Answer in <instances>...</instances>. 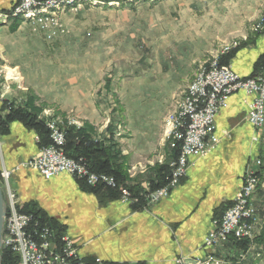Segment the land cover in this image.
<instances>
[{"label": "rangeland", "instance_id": "obj_1", "mask_svg": "<svg viewBox=\"0 0 264 264\" xmlns=\"http://www.w3.org/2000/svg\"><path fill=\"white\" fill-rule=\"evenodd\" d=\"M17 3L18 0H14L9 9L0 12L8 14ZM137 4L140 7L137 8ZM130 6L136 8L131 9ZM263 18L264 0H81L71 5L49 8L27 18L9 15L0 21V27L10 25L5 36H2L0 52V117L4 118L15 110L29 113L43 123L50 139L49 144L41 146L36 131L25 125L35 133L37 152L18 162L13 169L0 168V185L6 206L3 230L12 202L16 210L31 215L39 225L46 224L35 216L33 210L19 204L15 190L10 186L11 173L19 169L36 171L46 179L67 174L90 192L115 190L117 199L129 203L131 207L146 206L147 196L157 188L150 189L151 186H148V189H135L126 181L119 184L113 175L90 169L85 156L67 155L64 150L67 129L84 131L92 141L109 147L110 152L116 155L114 166L125 167L119 161L121 151L115 140L124 137L122 144L125 145L132 136L128 134L132 133L133 136L142 134L143 138L152 134L157 136L158 133L165 136L169 116L179 111L192 80L200 70L209 68L212 62L215 61L217 66L231 67L242 78L264 80V66L254 70L255 62L264 50L255 59L249 75H241L234 67L236 54L264 34ZM229 53L231 56L220 64V55L224 54L225 59ZM15 63L19 68L12 66ZM9 82L16 83L17 88L24 90L25 94L13 98ZM238 91L245 95V121L255 131L250 141L258 144L262 140L264 122L254 126L247 118L248 103L254 94L237 90L229 97ZM105 93L111 104L102 101ZM9 123L0 130V136L7 133ZM52 129L61 134L63 144L59 149L63 156L81 164L87 174H94L98 181L92 184L86 176L68 172L46 177L30 167L29 162L34 156L54 142ZM217 136L218 143L205 156L221 142V137ZM140 141L144 142L145 139ZM261 157L256 156L252 164H247L238 186L249 176L256 180L250 195L255 217L251 237L236 239L229 236L226 242L205 248V257H211L210 264H223V260L215 255V250L230 240L235 243L239 260L254 256L258 264H264V206H260V200H255L257 191L264 188V158ZM139 160L133 165L141 167L145 164ZM124 170L127 176L128 172ZM102 177H111L114 185L100 180ZM234 196L225 205L222 214L233 204ZM222 214L212 220L209 229L221 219ZM46 226L50 230L47 239H50L54 253L66 254L65 237L71 239L79 256L73 238L64 230L57 237L55 229L48 224ZM241 241L245 243H239ZM3 249L10 250L1 245V252ZM11 252L17 255L18 264L19 254ZM66 255L69 256V264H77L72 255ZM79 257L83 264L86 259H93L95 264L101 263L98 258ZM193 264H196L195 261Z\"/></svg>", "mask_w": 264, "mask_h": 264}, {"label": "crops", "instance_id": "obj_2", "mask_svg": "<svg viewBox=\"0 0 264 264\" xmlns=\"http://www.w3.org/2000/svg\"><path fill=\"white\" fill-rule=\"evenodd\" d=\"M13 1L0 0V10L9 9ZM9 27H0V52L2 36ZM263 50L264 34L236 54L235 70L249 75ZM16 64L12 66L19 68ZM9 84L13 98L25 94L16 83ZM104 96L102 101L111 104L106 93ZM244 97L240 91L233 93L227 106L217 113L215 132L221 137L217 148L197 159L167 197L153 203L147 201L142 208H133L108 192H90L67 174L46 179L36 171L19 169L11 173L10 186L22 207L40 211L73 238L79 256L98 258L101 263L193 264L196 258L207 254L202 246L203 237L212 220L220 217L225 205L232 201L244 168L256 156L264 158V131L258 144L250 141L255 131L245 121ZM88 123L94 126L93 122ZM7 128V133L0 136V168L13 169L18 162L34 155L37 145L34 131L19 120L10 121ZM130 135L125 145L124 137L115 140L121 151L119 161L128 172L125 181L135 189H148L157 183L159 167L169 166L174 152L166 144V129L165 136ZM139 159L145 164L134 166ZM256 199L264 206V188L257 191ZM234 244L230 240L215 250L223 264H258L254 256L239 260Z\"/></svg>", "mask_w": 264, "mask_h": 264}, {"label": "built area", "instance_id": "obj_3", "mask_svg": "<svg viewBox=\"0 0 264 264\" xmlns=\"http://www.w3.org/2000/svg\"><path fill=\"white\" fill-rule=\"evenodd\" d=\"M44 1L18 0L10 12L17 16L18 9L37 8ZM237 90L254 94V98L248 103L247 118L252 125H261L264 122L263 79L242 78L231 67L217 66L214 61L209 68L201 70L199 80H192V88L187 90L185 103H181L179 112L173 113V122L166 125L168 146L173 151L176 149L177 155L168 164L169 175L166 184L152 191L147 196L148 202L153 203L167 197L187 168L194 164L196 159L215 148L219 140L215 132L216 113L220 108L227 106L229 95ZM52 137L54 142L41 149L29 162L31 168L40 171L46 177L68 172L86 176L88 182L92 184L98 181L94 174H87V170L81 164L63 156L59 149L63 144L62 137L56 129H52ZM100 180L114 185L111 177H102ZM255 185L254 177L245 178L235 193L233 204L204 235L202 240L204 248H213L215 244L226 242L229 236L236 239L251 237L255 217L250 195ZM123 193H126L125 190ZM10 195L12 197V194ZM13 204L12 202L4 223L2 246L9 247L11 251L19 254L18 264H69V256L66 254L72 255L73 261L76 260L77 264H83L75 253L70 238L64 237L66 254L54 253L50 239H47L49 228L46 224L39 225L31 215L16 210ZM210 259L208 256L196 258L195 263L210 264Z\"/></svg>", "mask_w": 264, "mask_h": 264}, {"label": "trees", "instance_id": "obj_4", "mask_svg": "<svg viewBox=\"0 0 264 264\" xmlns=\"http://www.w3.org/2000/svg\"><path fill=\"white\" fill-rule=\"evenodd\" d=\"M231 54H227L225 59H223L224 54L220 55L219 62L223 64L226 59H228ZM264 66V52L258 57L255 62L254 70L257 71L259 68ZM17 119L26 125L28 128L34 129L36 134L40 137V145L44 146L49 144V132L47 128L43 125L42 122L37 121L35 116H31L29 113L23 112L21 110L12 111L10 114L5 116L4 118L0 117V130H3L7 123L11 120ZM65 153L69 156L76 157L77 155H83L86 157L90 169L96 172H104L110 175H113L117 182L120 184L126 180V174L124 167L122 166H114V160L116 159V155L110 152L109 147L100 146V144L92 141L84 131L76 130L74 128H68L66 131V144L64 146ZM177 154V150L174 151L173 155ZM159 177L156 184H151L150 189H155L161 187L165 184V178L169 174V167L166 165H162L158 169ZM110 190V189H109ZM109 194L113 196H117L115 190L107 191ZM135 206L137 208L141 207ZM35 216L40 219L41 222L48 224L51 228H54L57 237L62 234L61 227L57 225L52 219L46 217L40 211H33ZM245 243L241 241L239 243ZM1 264H17L18 257L16 254L11 252L8 249H3L1 252ZM85 264H95L93 259H86ZM100 264H116L103 262ZM143 264V263H136Z\"/></svg>", "mask_w": 264, "mask_h": 264}, {"label": "bare ground", "instance_id": "obj_5", "mask_svg": "<svg viewBox=\"0 0 264 264\" xmlns=\"http://www.w3.org/2000/svg\"><path fill=\"white\" fill-rule=\"evenodd\" d=\"M78 1H81V0H45L40 7H37V8L26 7L25 9H18L17 15L25 16L27 18V17L33 16V15L39 14L43 11H47V10H49V8H58L60 5L62 7V6L67 5V4L71 5L74 2L77 3ZM155 1H157V0H155ZM9 15L14 16L13 13H11V12H9L8 14H6L4 12H0V21L5 20ZM200 77H201V70L196 75L194 80H199ZM188 88H192V83L190 84V86ZM182 103H185V99L182 101ZM178 110L180 111V108ZM167 121L169 122L168 125H170V122H173V113L169 116Z\"/></svg>", "mask_w": 264, "mask_h": 264}, {"label": "water", "instance_id": "obj_6", "mask_svg": "<svg viewBox=\"0 0 264 264\" xmlns=\"http://www.w3.org/2000/svg\"><path fill=\"white\" fill-rule=\"evenodd\" d=\"M5 201L3 196V191L0 185V264H1V245H2V232H3V218L5 215Z\"/></svg>", "mask_w": 264, "mask_h": 264}]
</instances>
